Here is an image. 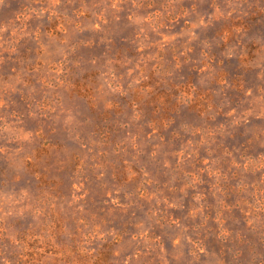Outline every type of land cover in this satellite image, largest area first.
<instances>
[{"label":"rangeland","instance_id":"1","mask_svg":"<svg viewBox=\"0 0 264 264\" xmlns=\"http://www.w3.org/2000/svg\"><path fill=\"white\" fill-rule=\"evenodd\" d=\"M0 264H264V0H0Z\"/></svg>","mask_w":264,"mask_h":264}]
</instances>
